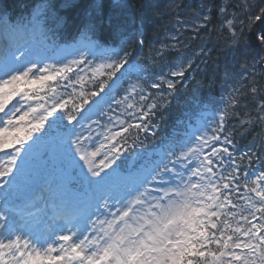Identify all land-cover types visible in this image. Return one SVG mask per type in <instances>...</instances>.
<instances>
[{
    "label": "snow or ice",
    "instance_id": "snow-or-ice-1",
    "mask_svg": "<svg viewBox=\"0 0 264 264\" xmlns=\"http://www.w3.org/2000/svg\"><path fill=\"white\" fill-rule=\"evenodd\" d=\"M230 7L221 4L219 14L234 42L239 38L234 20L244 25L243 33L264 17V7L238 3L234 7L245 14L244 24ZM202 8V23L192 26L196 31L211 14L207 5ZM49 19L60 23L51 7L41 4L26 22L0 32V152L14 150L0 159V264H264V170L250 176L245 169L243 177L253 186L243 187L254 195H237V157L248 155L249 162L252 157L236 152L225 129L226 117L236 115V92L221 96L216 119L190 129L180 144L169 143L154 156L138 153L135 141L125 135L129 129L158 133L155 126L123 118L136 112L147 117L141 107L147 94L139 83L151 78V88L166 84L175 90L178 81L155 76L144 60L129 59L131 38L119 50L89 39L74 49L71 60L58 64L34 60L49 38ZM95 30L90 22L88 31ZM258 39L264 44V34ZM136 42L145 43L139 36ZM200 52L207 54L203 47ZM86 62L89 79L96 81L92 88L85 91V76L79 75L71 80L81 90L73 86L67 98H57L50 83L69 81V74L83 72ZM188 69L193 62L185 59L169 75L183 78ZM125 84L129 87L117 99ZM250 92L256 99L257 87ZM16 97L17 104L9 108ZM22 102H27L23 112ZM255 108L257 119L264 121V97L256 99ZM46 123L47 129L25 148ZM129 152L138 157L131 165L122 160ZM45 161L60 173L58 189L48 179ZM233 196L244 204L234 203ZM48 218L63 221L50 237L36 227Z\"/></svg>",
    "mask_w": 264,
    "mask_h": 264
},
{
    "label": "trees",
    "instance_id": "trees-1",
    "mask_svg": "<svg viewBox=\"0 0 264 264\" xmlns=\"http://www.w3.org/2000/svg\"><path fill=\"white\" fill-rule=\"evenodd\" d=\"M238 3H250L256 8L264 7V0H0V16L26 22L37 6L44 4L46 10L50 6L52 14L60 23L49 19L45 27L51 29L48 34L58 44H69L81 37H88L119 50L123 41L131 38L132 42L126 48L130 53L129 59L144 60L155 76L163 74L170 80L178 81L175 90H168L166 84L153 89L151 78L147 83H139V89L147 94L141 104L147 117L141 119V112H136L133 117L125 114L123 118L133 125L140 123L142 127L145 124L155 126L158 133L153 136L135 127L130 128L125 135L129 137L130 143L135 141L138 153L154 156L169 143L180 144L200 112L208 109L218 112L223 107L219 103L220 97L227 98L235 91L236 115L231 119L226 117L225 129L234 142L236 152L248 153L252 157L251 162L248 155L237 157L236 163L239 164L241 173V188L237 195H254L243 187L244 183H248L249 188L253 186L251 180H245L243 172L247 169L251 176L255 169L264 170V121L257 119L255 108L256 99L264 97V44L258 39L260 34H264V17L243 33L240 29L244 25L234 20L233 27L239 37L234 42L232 33L222 23L219 6L233 5L228 11L236 13L247 24L245 14L234 7ZM202 5H207L211 14L206 26L196 31L192 26L202 23ZM90 22L96 25L94 33L88 31ZM138 36L144 39L143 46L137 44ZM171 37L178 39L173 41ZM202 47L206 55L200 52ZM160 51L163 52L162 56L158 55ZM185 59L193 62L195 70L188 69L183 78L170 77L169 73ZM69 75V81L57 80L49 85L56 88L59 97L67 98L72 89L68 83L72 82L73 77L79 78L77 73ZM86 78L85 76L83 84L85 91L96 82ZM133 82H136L135 78ZM65 84L67 88L63 87ZM74 86L77 91L81 90L79 84ZM252 86L258 89L256 99L250 92ZM127 87L129 85L125 84L117 90L119 97ZM152 104L156 107L151 108ZM227 111L231 114L232 108L229 107ZM51 119L52 117L49 121ZM242 120L245 121L243 125ZM47 127L46 123L44 129L34 133L28 144L41 136ZM122 160L131 165L137 162L138 157L136 153L129 152ZM45 164L50 172L53 163L45 161ZM233 202L244 204L236 196H233ZM246 212L247 210L245 214ZM232 225L236 226L235 220Z\"/></svg>",
    "mask_w": 264,
    "mask_h": 264
},
{
    "label": "rangeland",
    "instance_id": "rangeland-1",
    "mask_svg": "<svg viewBox=\"0 0 264 264\" xmlns=\"http://www.w3.org/2000/svg\"><path fill=\"white\" fill-rule=\"evenodd\" d=\"M3 22H4V20L0 18V29L2 27H11V24H8L5 26V24ZM87 43H88V41H80L79 43L71 44V45H58L53 39H51L49 37L48 39L44 40V43L42 45L39 46L38 54L34 55L32 57V59L38 60L41 63H47V64L57 63L58 64L61 60H64V59L71 60L75 55H77V53L74 51V49L78 48V47H82L83 45H85ZM105 47L114 48V47H110V46H105ZM96 62H99V61H93V63H96ZM81 67L83 68V72H80V70L77 69L76 73L78 75L86 76L87 77L86 80L90 81L89 76H92V72H91V67H90L89 62H86V65H83ZM68 86L72 88L74 86L73 82H69ZM54 95H56L57 98H60L59 93H54ZM116 98L120 99L118 94H117ZM18 100H19V97H16L11 102V104H9L8 107L11 108L12 105L17 104ZM50 102H51V97L49 96V103ZM22 103H24L25 107L21 109V112L27 110V102H22ZM32 103H33V105H35L37 102L33 101ZM6 111H7V109H6ZM121 111H123V110L121 109ZM128 111H131V110H128ZM216 114H217V111L214 109H208L206 111L200 112V114L198 115V117L195 120V124L191 127V129L194 127H199L201 125H204L205 127H207L209 124L212 123V121L214 119H216ZM2 115L3 114L0 113V116H2ZM17 115H20V113H17ZM49 118H51V117H49ZM27 144H28V142H27ZM17 147H19V145H17ZM25 148H27V145H25ZM8 151H14V150L13 149H6L5 150V152H8ZM5 152H0V159H3L5 157ZM21 155H23V153H21ZM17 163L19 164L20 161L18 160ZM214 171H215V169H214ZM50 172L53 173V175L49 178V181L52 184L54 189H58L60 186V181H61L60 173L54 167L50 168ZM81 195H83L82 192H81ZM92 219H96V217L93 216ZM108 219H111V217H109ZM62 223H63V221H61L59 218H56L54 220L51 218H48V219H44L40 223L38 228L44 236L50 237L53 233H55L59 229V227L62 225ZM40 226L42 228H40ZM0 231H2V230H0Z\"/></svg>",
    "mask_w": 264,
    "mask_h": 264
}]
</instances>
